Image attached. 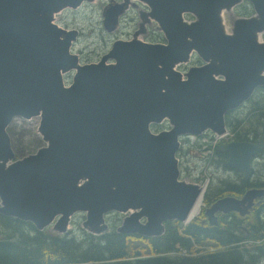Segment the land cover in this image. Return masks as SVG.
<instances>
[{"label":"water","instance_id":"95a60500","mask_svg":"<svg viewBox=\"0 0 264 264\" xmlns=\"http://www.w3.org/2000/svg\"><path fill=\"white\" fill-rule=\"evenodd\" d=\"M92 1L0 0V214L63 233L84 212L82 227L101 234L108 213L131 211L117 233L158 237L165 222L190 221L201 193L180 179L179 138L223 134L226 112L264 87V0H248L254 15L235 19L230 33L221 13L242 0H136L149 10L133 37L115 40L98 62L80 64L70 51L78 30L59 27L53 15ZM133 5L109 2L104 30L115 31ZM150 19L164 43L137 38ZM192 52L203 64L182 74L175 67ZM73 70L64 85L63 74ZM32 116L40 117L46 145L14 159L6 128ZM165 119L170 128L152 133L150 125ZM263 147L232 141L216 149L229 155L227 167L247 175ZM259 197L264 188L220 197L205 208L206 221L218 225V212L244 216Z\"/></svg>","mask_w":264,"mask_h":264},{"label":"trees","instance_id":"16d2710c","mask_svg":"<svg viewBox=\"0 0 264 264\" xmlns=\"http://www.w3.org/2000/svg\"><path fill=\"white\" fill-rule=\"evenodd\" d=\"M257 89L264 94V87ZM252 109L249 118L257 117L255 123L247 126L243 119H236L232 131L264 142V111L259 112L256 105ZM217 157L221 159V154ZM217 194L218 190L208 191L211 197L202 198L194 217L204 201L208 207L221 196ZM204 210L200 218L193 217L187 225L175 220L165 222V230L158 237L120 234L110 224L108 231L99 235L84 232L81 239L37 231L28 222L0 214V264H253L264 258L263 246L253 247L258 251L247 254L245 244H238L264 237L260 235L259 229H264L261 225L243 230L225 221L216 226L202 224L199 220L205 217Z\"/></svg>","mask_w":264,"mask_h":264},{"label":"rangeland","instance_id":"374dc122","mask_svg":"<svg viewBox=\"0 0 264 264\" xmlns=\"http://www.w3.org/2000/svg\"><path fill=\"white\" fill-rule=\"evenodd\" d=\"M110 1L121 2L122 0H93L89 3H83L76 9L67 8L53 15V22L59 27L67 30H78V37H76V40L71 44L70 51L78 56L80 64L98 62L101 56L108 52L111 44L115 40L131 39L133 37V33L139 28V23L141 22L140 13L149 10L145 4L133 0L134 5L129 6V8L119 17L118 28L113 32H106L102 26V10ZM252 15H254V11L248 0H242L230 11L223 10L221 17L226 33L231 32L235 19L249 17ZM185 19L192 20L193 16L186 14ZM144 26L145 32L138 35V39L151 43L165 42L163 34L158 30L156 23L152 19L145 23ZM259 40L264 41L263 35L259 36ZM111 62H113L111 59L106 61V63ZM202 64L203 61L195 53H193L188 62L181 63L175 68L183 74L189 67L200 66ZM73 74L74 70L64 74V84L66 86L71 83ZM243 104V106L236 108V110L233 109L234 111L230 110L232 111L230 113L231 115L239 116V118L245 120L243 124L247 122V126H249L250 123H255L257 120V117L249 118L248 114L253 111L250 107L256 105L259 109H261L259 112L264 111V94L260 93L259 89H257ZM228 112L225 114V127L227 129L228 136L224 140L214 142V138H194L186 135L179 138L180 147L176 157L178 159V167L181 171L180 179L205 187L208 184L203 199L211 197L207 195L208 191L212 192L214 190H218L217 181L219 178H225L229 175L227 170H223L222 168L211 164V156L214 152L212 146L215 144V147L220 143L227 144V142L231 141L230 138L232 130L227 128L226 123L227 121H232V116L229 115ZM39 122V116H33L28 120L21 117H15L12 119L6 128V131L10 137L11 149L15 154L14 159H21L26 155L35 153L39 148L46 145V142L43 141L42 136L38 132ZM170 126L171 125L168 124L167 121H163L160 124H151L150 130L152 133H158L163 130H168ZM258 162L255 166L261 170L264 176V157L259 163ZM226 193V191H222L217 195L223 196ZM204 208H206L205 201L203 202L200 212L195 218H200V213ZM130 212L131 211L126 213L110 212L105 216V221L108 226L111 224L116 229L121 224L123 218ZM262 215L261 224L264 225V212ZM245 219L246 217L241 220V224H244L243 220ZM84 220V212L75 213L71 217L68 224L67 234L81 239L84 232H86V230L82 227ZM205 220L206 217L200 219L199 221L202 224H207ZM48 230L49 232L52 231L50 227ZM259 230L260 235L264 234V229ZM263 239V237L257 238V240H255V244L253 245L262 246ZM243 248L251 250L252 245L248 243L246 246H243ZM90 263L97 264L96 262ZM253 264H264V258H261L258 261L254 260Z\"/></svg>","mask_w":264,"mask_h":264},{"label":"flooded vegetation","instance_id":"af4514ba","mask_svg":"<svg viewBox=\"0 0 264 264\" xmlns=\"http://www.w3.org/2000/svg\"><path fill=\"white\" fill-rule=\"evenodd\" d=\"M110 2L115 3L113 1H110ZM243 105H241V106H243ZM250 108H252V107H250ZM250 108H248V109H250ZM232 111H234V110H232ZM232 111H229L228 114L231 115L230 112H232ZM252 113L248 114V116H250ZM242 115H240V116H242ZM231 116H232V121H229V122L227 121L226 125H227V128L232 130L234 124L236 123L235 120L236 119H242V118H239V116H234V115H231ZM225 119H226V117H225ZM243 122H245V120ZM230 139H231V141H229V142L236 141V142H250V143H262V144H264L263 141H261L259 139H255L254 136L240 135V134L235 135V131H232ZM213 149H215V147ZM218 154H221V159H219L217 157ZM214 156H215L216 160L214 159ZM228 156L229 155L227 153L218 152L217 150L214 151L212 156H211V159H212L211 164L212 165H216L217 167L222 168L223 170H227L229 173L228 176H226L225 178L224 177L219 178V180L217 181V189H218L219 193H221L222 191H226L227 193L223 196H232V197L239 199L243 196V194L248 189L264 188L263 173L261 172V170L259 168H257L255 166L256 163L258 161L260 162L261 159H263V157H264V147L262 148V150L259 153L255 154L251 157L249 172L247 175L244 171H238L235 168L227 167ZM222 163H224L225 167H223ZM232 173H233V175H232ZM223 196H220V197H223ZM220 197H218V198H220ZM263 212H264V197H259V198L254 199L252 207L249 209V212L247 214H245L244 216L239 215L237 212H228V213H221V212L219 213L218 212V213H216V215H217V219H218V224L221 221H225L227 223V225L239 227L243 230H246L247 227L248 228H256L258 225H261L262 228H264V225L261 224ZM245 217H246V219L243 220L244 224H241V220ZM238 220L240 221L239 224H237ZM207 224H208V222H207ZM210 226H212V225H210ZM248 233L246 235H248ZM255 242L256 241H254L252 239H247V240L239 241L238 244L244 243L246 246L248 243H250V245H252L251 250H247L245 248L244 249L246 250L247 254H251L254 251L253 247H262V246L264 247V239L262 241V246L253 245ZM255 251H258V250H255Z\"/></svg>","mask_w":264,"mask_h":264},{"label":"bare ground","instance_id":"6f19581e","mask_svg":"<svg viewBox=\"0 0 264 264\" xmlns=\"http://www.w3.org/2000/svg\"><path fill=\"white\" fill-rule=\"evenodd\" d=\"M69 72H70V71H68V72H66V73H69ZM63 76H64V74H63ZM63 79H64V77H63ZM64 85H65V84H64ZM32 117H33V116H32ZM9 124H10V123H9ZM9 124H8V125H9ZM7 127H8V126H7ZM8 136H9V135H8ZM9 138H10V137H9ZM207 185H208V184H207ZM207 185H206V187H205V186H202V187H201V193H200L199 197L197 198V200H196V202H195L194 208H193V210H192L190 216L188 217V221L191 220V219L195 216L196 212L198 211L199 207L201 206V204H202V198H203V195H204L205 190H206V188H207ZM1 215H2V214H1ZM3 216H5V215H3ZM5 217H12V216H5ZM12 218H13V217H12ZM21 221H23V222H28V223L32 224V225L35 227V225H34L31 221H29V220H21ZM53 223H54V222H53ZM49 227L52 229L51 232H53L54 234H57V235H66L67 232H68V229H67L66 232L59 233L58 231H56V230L53 229V224H50V225L46 226L43 230H37L36 228H35V229H36L37 231H46V232H49V230H48Z\"/></svg>","mask_w":264,"mask_h":264},{"label":"built area","instance_id":"2783aa9c","mask_svg":"<svg viewBox=\"0 0 264 264\" xmlns=\"http://www.w3.org/2000/svg\"><path fill=\"white\" fill-rule=\"evenodd\" d=\"M208 138H214L215 139L214 142H217V140L219 139L218 136L214 135V137H212V136H210V134H209Z\"/></svg>","mask_w":264,"mask_h":264}]
</instances>
